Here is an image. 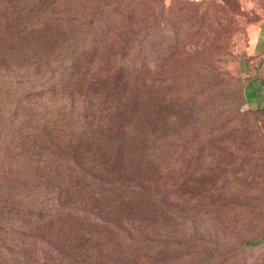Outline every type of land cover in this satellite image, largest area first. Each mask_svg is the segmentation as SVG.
Listing matches in <instances>:
<instances>
[{
    "label": "rangeland",
    "instance_id": "obj_1",
    "mask_svg": "<svg viewBox=\"0 0 264 264\" xmlns=\"http://www.w3.org/2000/svg\"><path fill=\"white\" fill-rule=\"evenodd\" d=\"M40 8L66 32L26 35L50 60L71 48L72 32L102 38L123 26L139 33L127 57L143 72L125 146L100 140L68 153L116 185L75 218L41 222L35 241L23 237V263L264 264V240L245 245L264 234V0H0V16L21 21L43 20Z\"/></svg>",
    "mask_w": 264,
    "mask_h": 264
},
{
    "label": "trees",
    "instance_id": "obj_2",
    "mask_svg": "<svg viewBox=\"0 0 264 264\" xmlns=\"http://www.w3.org/2000/svg\"><path fill=\"white\" fill-rule=\"evenodd\" d=\"M34 10L43 20L37 14L24 21L18 13L0 16L9 23L0 28V231L9 232L0 234V264H24L31 244L23 237L35 241L41 222L65 213L75 218L76 206L91 204L97 190L116 185L102 179L104 170L84 171L68 153L87 142L107 140L109 147L113 143L118 148L127 142L124 123L134 121V93L143 72L133 54V60L127 57L139 33L123 26H110L102 38L89 31L72 32L71 48L59 49L57 58L50 60L54 53L48 56L39 40L28 41L26 35L51 27L49 40L66 32L56 28L59 22L52 26L41 8ZM24 188L41 189L47 198L19 195L17 190ZM263 240L264 234L245 245ZM8 246L17 250L9 253Z\"/></svg>",
    "mask_w": 264,
    "mask_h": 264
}]
</instances>
